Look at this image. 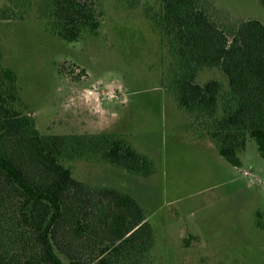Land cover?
I'll list each match as a JSON object with an SVG mask.
<instances>
[{"label": "rangeland", "instance_id": "374dc122", "mask_svg": "<svg viewBox=\"0 0 264 264\" xmlns=\"http://www.w3.org/2000/svg\"><path fill=\"white\" fill-rule=\"evenodd\" d=\"M217 24L255 19L258 0H203ZM50 0H0V79L42 135L116 134L153 163L149 177L99 160H65L72 176L140 203L155 234L145 264H264V159L247 136L240 168L169 94L173 58L151 17L159 0H101L97 33L57 37ZM8 15H13L11 19ZM226 81L217 69L197 76ZM196 128V127H195Z\"/></svg>", "mask_w": 264, "mask_h": 264}, {"label": "trees", "instance_id": "16d2710c", "mask_svg": "<svg viewBox=\"0 0 264 264\" xmlns=\"http://www.w3.org/2000/svg\"><path fill=\"white\" fill-rule=\"evenodd\" d=\"M159 3L151 20L174 61L168 91L193 117L191 131L235 168L247 136L264 159V24H217L210 1ZM47 8L51 31L68 43L97 33L103 17L101 0H50ZM204 69H217L226 84H199ZM77 159L144 178L153 172V163L116 134L42 135L0 79V264L148 262L155 234L140 203L76 180L63 162Z\"/></svg>", "mask_w": 264, "mask_h": 264}]
</instances>
